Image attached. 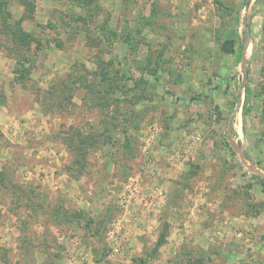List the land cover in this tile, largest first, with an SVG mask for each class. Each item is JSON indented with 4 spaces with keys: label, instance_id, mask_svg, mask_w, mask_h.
Listing matches in <instances>:
<instances>
[{
    "label": "rangeland",
    "instance_id": "rangeland-1",
    "mask_svg": "<svg viewBox=\"0 0 264 264\" xmlns=\"http://www.w3.org/2000/svg\"><path fill=\"white\" fill-rule=\"evenodd\" d=\"M0 264H264V0H0Z\"/></svg>",
    "mask_w": 264,
    "mask_h": 264
},
{
    "label": "trees",
    "instance_id": "trees-1",
    "mask_svg": "<svg viewBox=\"0 0 264 264\" xmlns=\"http://www.w3.org/2000/svg\"><path fill=\"white\" fill-rule=\"evenodd\" d=\"M11 37H12V40L13 41L14 40L15 41H21L23 43V45H25V47H29V45L31 43L30 41L32 39V36L29 33L21 30L20 28H18L17 33L16 32L15 33L13 32V34L11 35ZM222 49L225 52H228V53L234 52V50H235V48H234V42L232 40H226L223 43V45H222ZM21 63H22V61L19 62L18 66L16 68V71H15V73H16V80H19V81H23L27 77L28 73L30 72V70H29L30 68L29 69L24 68L25 67L24 65L20 67V64ZM192 99H195V98H192ZM196 99H200V98H196Z\"/></svg>",
    "mask_w": 264,
    "mask_h": 264
},
{
    "label": "crops",
    "instance_id": "crops-1",
    "mask_svg": "<svg viewBox=\"0 0 264 264\" xmlns=\"http://www.w3.org/2000/svg\"><path fill=\"white\" fill-rule=\"evenodd\" d=\"M68 174H66V172L65 173H63V176H67ZM61 184L62 183H60L59 184V186H61ZM134 195V194H133ZM132 195V196H133ZM132 196H127L128 197V201H127V208H132V210L135 212V208H137L138 209V211H139V208H140V206L138 205V207L137 206H134L135 204H133L134 203V201L136 200V198L134 199V196L132 197ZM138 196V195H137ZM130 197H132V198H130ZM132 199H134L133 201H132ZM140 199H142L141 197H140ZM132 201V202H131ZM134 206V207H133ZM131 210V212H133ZM146 211L147 212H149V213H146ZM150 213L152 214V209L149 207V208H147L146 210H143V212L141 213V214H139V216H140V219H141V221L143 222V224H142V226H144V225H147L146 224V222H150V218L152 217L151 215H150ZM155 216V214H153V217ZM154 220V219H153Z\"/></svg>",
    "mask_w": 264,
    "mask_h": 264
},
{
    "label": "built area",
    "instance_id": "built-area-1",
    "mask_svg": "<svg viewBox=\"0 0 264 264\" xmlns=\"http://www.w3.org/2000/svg\"><path fill=\"white\" fill-rule=\"evenodd\" d=\"M159 193H161V192H159ZM115 250L117 251V250H118V248H116Z\"/></svg>",
    "mask_w": 264,
    "mask_h": 264
},
{
    "label": "water",
    "instance_id": "water-1",
    "mask_svg": "<svg viewBox=\"0 0 264 264\" xmlns=\"http://www.w3.org/2000/svg\"><path fill=\"white\" fill-rule=\"evenodd\" d=\"M247 31L249 32V30L247 29Z\"/></svg>",
    "mask_w": 264,
    "mask_h": 264
}]
</instances>
